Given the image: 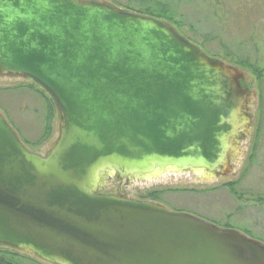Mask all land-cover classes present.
<instances>
[{
    "label": "water",
    "instance_id": "95a60500",
    "mask_svg": "<svg viewBox=\"0 0 264 264\" xmlns=\"http://www.w3.org/2000/svg\"><path fill=\"white\" fill-rule=\"evenodd\" d=\"M0 76L43 85L60 117L38 154L0 112L1 245L50 264H264L242 232L103 192L230 171L252 125L238 68L111 4L0 0Z\"/></svg>",
    "mask_w": 264,
    "mask_h": 264
},
{
    "label": "rangeland",
    "instance_id": "374dc122",
    "mask_svg": "<svg viewBox=\"0 0 264 264\" xmlns=\"http://www.w3.org/2000/svg\"><path fill=\"white\" fill-rule=\"evenodd\" d=\"M113 3L118 8L127 6L129 9L145 13L155 3L148 0H104ZM157 1V0H156ZM166 1V0H158ZM176 19L178 23L172 24L180 35L186 39H192L199 47L209 54L225 55L226 51L233 54L237 52V45L240 39L245 40L254 31L259 34L264 32L259 23L254 30H248L244 37L238 31V22L235 17L236 0H181ZM254 7L256 15L264 21V2L255 0ZM176 2V0L174 1ZM180 24V25H179ZM193 25V26H191ZM254 26V27H255ZM264 26V25H263ZM257 52L264 53V36L260 39ZM255 42V40H254ZM222 43H224L225 50ZM249 50L252 52L253 45L250 43ZM226 56V55H225ZM220 57V56H219ZM253 59V57L250 55ZM224 57L222 60L229 66L242 68L235 59ZM262 64L260 76L264 78V55L258 56ZM220 59V58H219ZM251 83L254 91L259 85L260 76L254 74L251 69ZM259 78H258V77ZM264 86V79L261 81ZM26 85H32L39 92L48 96L42 85L33 79L0 77V112L8 121L13 130L17 131L20 141L27 149L36 153L44 154L53 143L58 132L60 117L55 110L48 138L34 144L43 132L46 107L42 96L34 92ZM253 125L250 131L251 136L240 143V153L243 157V165L239 170L228 177L212 181L200 174L189 171L182 173H164L158 178L147 179L146 181H133L123 186H118L117 191L134 199H145L155 201L172 212L188 213L204 221H209L217 227L227 230L242 232L252 241H257L264 246V94L263 101H257L250 106ZM259 124V135L254 137V129ZM253 141L257 142V149L252 161L248 162L250 147ZM246 167L245 172H243ZM237 181L235 190L238 196L235 197L228 187L222 183ZM112 191V190H110ZM158 191L150 198L148 193ZM19 252V251H18ZM22 258L27 264H50L31 256L23 251Z\"/></svg>",
    "mask_w": 264,
    "mask_h": 264
},
{
    "label": "flooded vegetation",
    "instance_id": "af4514ba",
    "mask_svg": "<svg viewBox=\"0 0 264 264\" xmlns=\"http://www.w3.org/2000/svg\"><path fill=\"white\" fill-rule=\"evenodd\" d=\"M85 1H88V0H85ZM92 1H96V2L100 1V2L108 4V5L111 4V5L115 6L117 9H119L120 11L122 10V11H125V12H128V13L140 14V13H137V11H134L133 9L132 10L129 9L127 6H125L123 8H118L116 5H114L113 3L108 2V1H104V0H92ZM174 1L175 0H166L165 1V3L167 4L166 6L170 7V9L172 10L171 14L174 13L170 17H167L166 14H160V15L152 16L151 14H148L146 12L142 13L140 15H142V16L145 15V16L151 17L153 19H157L162 24H165V25L167 24L175 32L176 35H179L186 42H188V43L190 42L193 45H196L197 47H199L192 39L188 40V39L184 38L182 35H180L178 32H176L174 26L172 25V24L176 25L178 23V19H176L177 11H178V8H180V5L182 4L181 0H176V2H174ZM262 1L264 2V0H262ZM255 2H256L255 0H236L235 1V7H234L235 15H236L235 19H236V21L238 22V25H239L238 26V31L241 32V36H243V37H244V35L246 33L244 31L245 29H243L244 25L248 27V30H251L253 28L255 30L256 29L255 25H257L258 23L260 25H262V26H260L261 28H264V26H263L264 25V21H262L261 18L257 17V15H256L257 11H256V8L254 7V3ZM191 26H193V25H191ZM258 35H259V38L261 39L264 36V32L259 34L257 31H254L251 34H249L247 37L245 36V40L240 39L238 41L237 52H236V54H238V57H239L238 65H240L242 67L240 70L238 69L239 72H240V76H241L240 80H239L240 86L243 88V90L245 92L246 91L248 92L247 96L250 98L249 103H248V109L250 108V106L253 105V103L255 101H257V104H259V102H262L263 101V94H264V86L261 83V81L264 78L263 79H262V77L260 78V81L258 82L259 85L257 86V88L254 91V87L252 86V83H251V79L252 78L250 76V72L247 70V69H249V67L262 66V64L258 61V59H259L258 56H260V55L263 56L264 53L256 51V49H258V45H259V42L257 40L258 39L257 38ZM254 40H255V42H254ZM250 43L254 46L253 49H252V52L249 50ZM199 49H201L202 52L206 56H209L211 59L212 58L213 59H218V60L224 62L222 59L224 57H226L225 55L222 56L219 53L218 54H212V53L209 54L208 52L204 51L203 48L199 47ZM250 55L255 56V57H253V59H252L250 57ZM25 78L26 79H31L30 77H25ZM249 112L251 114L250 109H249ZM251 119H252V114H251ZM252 125H253V120H252ZM252 125L249 128L248 135H246L241 141L247 140L251 136L252 132L250 131V129L252 128ZM245 155H243V153L236 155L234 160L230 161V164L232 165V169L230 171H228L227 173H222L221 170H217L216 172H213L211 174L207 173L206 175H203V176L206 177V178L210 177L212 181H217V180H222V179L228 177V175H233L239 170L238 168H240L243 165V157ZM146 180L147 179H144L143 181H146ZM126 183H128V182L124 181V180H118L117 181V180L113 179L112 183L105 190H103V192L104 193H114V194H117V195L118 194L125 195V194L117 191L116 189H118V186H123ZM110 190H112V191H110ZM141 199H137V200H141ZM142 200H145V199H142ZM150 202H152V201H150ZM153 202H155V201H153Z\"/></svg>",
    "mask_w": 264,
    "mask_h": 264
},
{
    "label": "trees",
    "instance_id": "16d2710c",
    "mask_svg": "<svg viewBox=\"0 0 264 264\" xmlns=\"http://www.w3.org/2000/svg\"><path fill=\"white\" fill-rule=\"evenodd\" d=\"M138 1V0H136ZM142 1V0H140ZM148 1H153L154 6H152L151 8H147V11L144 10V12L151 14L152 16L154 15H160V14H166L167 17L172 16L174 13L171 14L172 10L170 9V7H167L165 1H156V0H148ZM166 6V7H165ZM165 8V9H164ZM135 11V10H134ZM163 11V12H162ZM170 11V12H169ZM137 13L142 14L141 12L137 11ZM224 49H225V44L222 43ZM227 50V49H225ZM226 56L231 57L230 59H235L236 62H239V57L238 54H236V52H234L233 54L229 53L226 51L225 53ZM251 69V71L260 76V72L261 70L258 67H249ZM262 76H260L261 78ZM35 81V80H34ZM36 82V81H35ZM38 83V82H37ZM41 85V84H40ZM28 86L31 90H33L34 92H37L40 96H42L44 103H45V107H46V113H45V122L43 125V132L41 134V136L37 139L36 142H34V144H39V142L43 141L44 139L48 138L51 130L50 129V124H51V120H52V116L55 112V110L58 111V107L56 106V100L53 97V95H51L49 93L48 90H46V88L43 86V88L45 89V91L48 93V96H46L44 93L39 92L37 90V88L33 87L32 85H26ZM259 135V124L258 126L254 129V137H258ZM257 149V142L253 141V144L250 147V154L247 157L248 162L252 161V159L254 158L255 155V150ZM246 167L244 168L243 172H245ZM237 181H228L227 183H222V186L228 187L229 191L232 195H234L235 197L238 196V192L235 190V184ZM158 191H151V193H148L149 197L152 198L157 194ZM24 254H20V252H18L16 249L14 248H9L7 246L1 245L0 244V264H27V262L24 261V259L22 258Z\"/></svg>",
    "mask_w": 264,
    "mask_h": 264
}]
</instances>
